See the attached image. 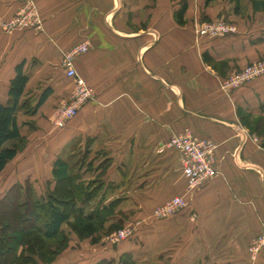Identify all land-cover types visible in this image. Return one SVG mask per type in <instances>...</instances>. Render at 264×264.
I'll list each match as a JSON object with an SVG mask.
<instances>
[{"label": "crops", "instance_id": "obj_1", "mask_svg": "<svg viewBox=\"0 0 264 264\" xmlns=\"http://www.w3.org/2000/svg\"><path fill=\"white\" fill-rule=\"evenodd\" d=\"M181 2L0 0V22L22 10L40 22L29 18L26 27L11 31L0 25V102L9 100L19 67L28 78L22 100L37 97L18 112L26 146L10 162L20 170L14 184L53 189L56 163L69 160L80 182L102 183L100 199L117 202L111 220L121 219L132 231L106 243L108 264H120L124 254L134 264H264V248L255 261L249 256L252 241L264 233V139L238 115L241 108L264 118V78L223 87L228 72L259 55L264 24L225 38H198L194 26L233 16L235 8L226 9L223 0H186L180 25ZM86 43L89 51L74 67L94 98L56 130L53 112L75 86L64 57ZM187 129L217 144L218 174L192 192L178 153L161 152ZM175 196L185 198L186 208L157 219L155 210Z\"/></svg>", "mask_w": 264, "mask_h": 264}, {"label": "trees", "instance_id": "obj_2", "mask_svg": "<svg viewBox=\"0 0 264 264\" xmlns=\"http://www.w3.org/2000/svg\"><path fill=\"white\" fill-rule=\"evenodd\" d=\"M235 1L239 2V0ZM186 10V0H182L181 7L176 13L180 25L185 24L184 15ZM254 10L255 12L264 11V0H254ZM205 59L209 61L206 56ZM27 81V76L23 74L22 68L19 67L16 77L11 82L9 100L5 104L0 102V174L4 172L7 165L17 157L20 151L18 142L22 141V136L17 116L26 103L22 99ZM46 98L47 93L39 99L38 104L31 111L38 109L46 101ZM26 104L28 105V103ZM238 115L242 125L250 132L264 137V118H260L261 120L254 124L252 122L253 116L241 108L238 109ZM79 178L80 174L75 173L73 165H70L67 161H58L53 170L55 186L53 189L49 188L44 196L37 197L30 184L24 187L15 184L10 188L2 199L1 205L7 199L13 197V201H16L18 205V218L22 217L23 219L30 211L35 219H27L31 224L34 223L31 230L20 239H16L8 234L7 227L3 224L5 216L0 213V264H37L39 257L34 252L40 250H45L42 255L46 262H52L53 257L49 258L48 255L58 256L61 250L65 249L66 245L72 240L70 238L72 231L67 228V225L73 227L78 237L82 239L89 238L93 244L97 243L95 236L114 217L117 202L106 204L103 197L97 201L96 197L104 189L103 184L98 181L83 184L79 181ZM63 196L67 200H62ZM95 201H97V204ZM65 204L68 205L69 210H67ZM72 219H74L73 223H71ZM39 221L43 224L42 227L37 225ZM117 226L118 224L115 225L113 222L110 230L117 231ZM54 239L58 240L59 250L50 249L42 242L43 240ZM27 241H30V244L26 243ZM22 245L27 246L28 249L33 247L34 252L32 250L30 252L24 251L21 248ZM119 263L134 264L129 254L122 255ZM96 264L108 263L99 261Z\"/></svg>", "mask_w": 264, "mask_h": 264}, {"label": "built area", "instance_id": "obj_3", "mask_svg": "<svg viewBox=\"0 0 264 264\" xmlns=\"http://www.w3.org/2000/svg\"><path fill=\"white\" fill-rule=\"evenodd\" d=\"M35 17V18H34ZM30 20L39 25L40 22L32 11L22 10L9 21L0 22V25L7 31L22 29L26 27ZM33 25V24H32ZM237 29L226 23L207 22L201 26V35L212 38H225L235 35ZM88 43L78 45L66 53L63 65L66 68V75L75 81V86L70 92L68 100L58 108L57 125L65 128L79 112L80 108L94 98V90L86 81L81 78L74 67V60L83 52L89 50ZM264 76V67L252 68L249 72H244L241 76L230 82H224V87H242ZM174 150L178 153L180 167L186 181V190L192 192L200 188L205 182L213 179L217 174L216 150L217 144L209 139L196 135L192 130H185L183 133L171 138L162 148L161 152ZM187 206V201L183 196H175L168 202L159 206L154 215L157 219H165L180 212ZM132 231L128 228L121 229L114 235L113 241H120L128 238ZM264 248V233L257 236L249 246V256L255 261Z\"/></svg>", "mask_w": 264, "mask_h": 264}, {"label": "rangeland", "instance_id": "obj_4", "mask_svg": "<svg viewBox=\"0 0 264 264\" xmlns=\"http://www.w3.org/2000/svg\"><path fill=\"white\" fill-rule=\"evenodd\" d=\"M211 1L212 0H207V4L212 3ZM223 2L225 3L226 9L227 8H230V9L235 8V14H233V16L227 15L226 17H220V18H217L215 20L205 21V22H202V23L194 26V32L198 38L217 39V38H212L209 36L201 35V26L207 22H218V23L224 22L227 25L236 28L238 32L240 30L241 31L249 30V29H251V27L264 24V11L255 12L254 0H241V1L239 0L240 6L235 5L236 2L233 3V2H230V0H223ZM258 50H259V53H258L259 55L256 57L254 56L253 58L248 59V61L243 65V67H241V69H239L238 71H235V72H228L226 74V76H224L223 87H224V82L227 83V82H230L231 80H235L237 77L241 76L244 72L251 71L252 68L264 67V46L259 47ZM88 51L89 50L83 52L82 54H85ZM262 78H264V76ZM224 88L226 90H229V89H237L240 87L226 86ZM36 99H37V97L31 96L29 98V100H32V101L31 102L29 100L27 101L28 107H31V104L34 101H36ZM58 108H59V106L57 108H55V110L53 112L52 125L56 130H61L63 128H59L57 125ZM260 118H262V117L253 118L252 122L255 124V123H257V121L261 120ZM251 133L253 135H255V138L257 136L256 139H260V140L264 139V137H260L256 133H253V132H251ZM18 143H19L21 148L26 146V141H24V140H22ZM11 164L12 163H10L8 165L7 169L4 170V172H2L0 174V211H1L0 213L4 214V216H5V221L3 224L6 225L8 234H10L11 236H13L16 239L17 238L20 239L25 234H27L29 230H31L32 225L34 224V223L31 224V222L27 219L29 218L30 220H34L35 218L31 215L30 211L28 212L27 216L23 217V219H22V217L18 218V215H19L18 205H17L16 201H13L14 200L13 197L7 199L6 202H4V204L1 205L2 199L8 193L10 188L15 185L14 183H15L16 176L20 172V170L16 171L18 166H16L15 163L13 164V166ZM69 164L73 165V161L69 160ZM23 174H24V172H23ZM21 177L24 178L23 176H21ZM17 184L22 185L23 187L27 186V184H30L33 187V189L35 190L37 197H39V198L44 196V195H42V196L39 195L40 192H43L45 190V188L47 187L46 188V190H47L46 194H47L48 189H49L48 185H46L44 189L41 185L40 186H37V185L34 186V184L31 181H23L22 183H17ZM23 192H24V190H23ZM61 199L65 200L66 197L63 196ZM22 200H23V198H22ZM96 200L97 201L100 200V195H98L96 197ZM97 201H95L96 204H97ZM65 205H66L67 210H69L68 205L67 204H65ZM119 220H121V219L111 220L107 224H105L103 229L101 231H99V233L95 236L97 243H94V244L92 243V240L89 238L82 239V238L78 237V234L75 232L73 227L71 225H67V228H69L72 231V234H70V238L72 240H70V243H68L66 245L65 249L61 250V252L58 256L54 257L51 255H48L49 258L53 257V261L50 263H47L46 259L42 255V253H45V250L44 251L40 250L38 252L37 251L34 252L33 247L31 249H28V247L25 245H22L21 248H23L24 251H27V252H30L32 250L34 252V254L39 257L37 264H96L97 262H95V260L97 259V256L101 257V259H100L101 261L109 262L107 255H105V252H106L105 250H106V245H107L106 243H110L111 241H113L114 235L116 234L117 231H119L121 229H126L125 227H122V224H120L122 222V220L120 222H119ZM73 221H74V219L71 220V223H73ZM113 222L115 225L118 224L117 231H111L110 230V226L112 225ZM37 225L40 227L43 226V224L40 221L38 222ZM29 242L30 241H27L26 243L30 244ZM42 242L44 244H46L45 246H48V248H50V249L59 250L57 239L49 240V241L43 240ZM103 256H105V257H103Z\"/></svg>", "mask_w": 264, "mask_h": 264}]
</instances>
